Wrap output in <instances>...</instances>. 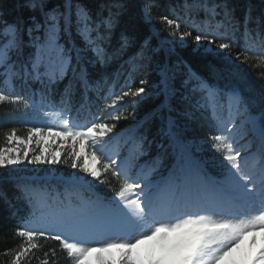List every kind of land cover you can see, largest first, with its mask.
I'll return each mask as SVG.
<instances>
[{
    "label": "trees",
    "instance_id": "16d2710c",
    "mask_svg": "<svg viewBox=\"0 0 264 264\" xmlns=\"http://www.w3.org/2000/svg\"><path fill=\"white\" fill-rule=\"evenodd\" d=\"M227 2L232 12V27L221 28L220 32L236 41L231 55L216 47L220 42L227 43V40L215 43H197L194 40L198 30L215 31L222 20L221 16L207 20L205 13L197 10L196 0H73L74 6L79 3L87 9L94 21L110 13L114 15V26L102 44L106 52L105 61L96 62L93 53L88 51L89 62L77 67L76 53L73 52L71 68L74 71L68 70L62 79L49 83L46 76L36 79L25 74V62L31 48L26 47L20 57L13 55L15 70L20 76L6 81L4 69L0 66V91L21 99L15 104L0 103V144H4L5 133L12 129H16L17 135L27 137L28 130L33 128L25 119L28 111L46 109L69 117L79 126L90 127L92 123L100 122L115 124L113 132L104 137L107 143L103 145V154L118 166L129 168L133 176L146 174L148 188L145 191L151 192L153 197L161 191L178 189L191 162L206 178L218 183L224 180L227 161L224 153L214 147L212 137L223 134L218 128L228 118L217 117L214 111L226 113L234 110V105L241 109L245 134L242 138L234 136L239 145L250 143L255 154H260L262 141L251 116L255 117L261 130L264 127L261 47L257 41L251 45L250 51H243L246 19L253 36L256 32L264 35V0ZM64 3L65 0H47V8L60 6L63 10ZM146 10L149 17L145 15ZM31 16L42 19L39 11L24 7V0H0V23L22 20L30 24ZM162 17L173 20L174 25L170 27ZM175 24H179L178 30ZM182 33H191L184 37V46L172 47L166 42L168 38H180ZM24 38L28 39L27 36ZM73 39L79 49L84 48V42L74 28ZM61 43L65 41L61 40ZM122 44H125L123 48ZM208 46L210 50L206 49ZM237 54L239 59H236ZM244 55H248V62H244ZM254 64L258 66L254 67ZM80 68L86 69V81L80 79ZM192 74L203 81L207 89L200 87ZM165 80L169 88H174V94L167 97ZM141 81H144L143 85ZM128 86L133 90L144 87L145 92L140 97H126L115 109H106L110 97L127 91ZM207 90L214 92L216 99L211 106H202L200 102L207 99ZM40 97L41 103H38ZM234 97L239 98L238 104ZM117 115H121V119L113 118ZM66 156L67 153L62 152L61 160ZM63 167L68 172L72 171L70 173L79 171L68 164ZM105 177L106 183L93 180L91 184L82 186L65 180H30L7 168H0V264H10L12 256L4 255L5 250H15L21 244L22 238L16 233L23 221L40 214L45 203L40 198L41 191L47 194L49 201L65 202L62 208L65 213L66 203L70 214L76 208L99 211L108 206L112 214L117 205L121 207L112 200L118 198L116 193L123 177L118 180L111 173ZM129 182H139L142 186L145 183L144 180ZM49 234L55 235L56 232ZM37 242L44 247L35 252L36 257L43 259V252H49V264H74L61 250L58 241ZM49 249H55L54 257ZM21 264L39 262L35 258H25Z\"/></svg>",
    "mask_w": 264,
    "mask_h": 264
},
{
    "label": "snow or ice",
    "instance_id": "6c2138e0",
    "mask_svg": "<svg viewBox=\"0 0 264 264\" xmlns=\"http://www.w3.org/2000/svg\"><path fill=\"white\" fill-rule=\"evenodd\" d=\"M24 7L33 12L39 11L42 19L37 20L35 16H31L30 24L22 20L0 23V66L4 69L6 81L7 78L20 76L15 70L16 61L12 57L22 56L26 47L32 51L25 62V74L36 79L46 76L49 83L62 79L68 70L74 71L71 68L73 52L76 53L77 67L89 62L88 51L93 53L96 62L105 61L106 52L102 44L114 26L115 17L112 13L94 21L90 12L79 3L74 6L73 0H65L63 10L60 6L48 9L47 0H24ZM196 8L203 11L209 21L217 16H221L222 20L215 31L198 30L194 40L197 43L227 40V43L220 42L216 47L231 55V48L236 41L220 32L221 28L226 30L227 27H232L233 17L227 0H196ZM162 20L170 27L175 23L167 17H162ZM247 23L246 19L243 51L247 53L251 50V45L258 41L261 47L259 57L264 61V35L256 32L253 36ZM73 28L84 42L83 49L75 44ZM175 28L178 30L179 24H175ZM190 35L191 33H182L181 39ZM25 36L28 37L27 40ZM61 40L65 43H61ZM239 58L240 55L237 54L236 59ZM248 60V55H244V62ZM192 75L203 86L204 82L195 77V74ZM79 76L81 81L87 80L85 68H80ZM140 83L143 85L144 81ZM165 85L166 97L174 94V88L168 87L167 80ZM207 91L209 102H214L215 93ZM144 92V87L133 90L128 86L127 91L113 94L105 108L115 109L126 97H140ZM20 99L19 96L12 97L0 91V103L7 101L15 104ZM234 99L238 104L239 98ZM121 115L113 118L119 120ZM63 123L65 131H54L52 127H33L28 130L26 138L18 136L16 129L5 133V142L0 144V168L23 164L25 160L30 164L64 163L73 169L82 170L101 183L108 182L105 174L111 173L118 180L123 177L116 193L123 206L117 205L112 217L105 224L89 228L68 220L48 222L25 219L16 233L22 238L21 244L15 250H5L4 255L12 256L10 264H21L25 258H35L39 264H49V252H43V259L34 255L44 247L37 242L39 240H44L45 243L49 240L58 241L61 250L66 252L74 264H83L85 256L93 252L97 253L99 264H219L221 261H225V264H236L230 258L240 248L244 238L251 236L250 243L255 244L256 233H264V147L261 148L258 158H250L247 154L242 156V148L227 125L218 128L223 134L212 137L215 141L214 147L224 153L227 161L224 180L219 182L217 194L210 203L196 205L195 211H192L188 205L181 207L153 197L151 192L145 191L148 188L146 174L133 176L129 168L118 166L114 160L103 154V145L107 143L104 137L113 132L115 124L100 122L92 123L90 127H70L68 120ZM76 128L79 130H75ZM45 133L52 137H70L71 143L65 141L67 148L58 150H51L52 146L48 145L47 148H40L38 154H33L28 159L29 153L35 152L28 145L35 138V145L39 146ZM261 137L264 141V127ZM64 151L67 152V157L61 160V152ZM140 180L145 181L143 186L139 182H129ZM236 202L242 205L243 212L225 211ZM214 215H229L232 218L215 219ZM53 231L56 234L50 235ZM88 243L98 246L86 247L85 244ZM113 250L116 255L112 261H105L99 255L111 253ZM49 251L53 257L56 255L55 249ZM252 264H264V244L252 257Z\"/></svg>",
    "mask_w": 264,
    "mask_h": 264
},
{
    "label": "rangeland",
    "instance_id": "374dc122",
    "mask_svg": "<svg viewBox=\"0 0 264 264\" xmlns=\"http://www.w3.org/2000/svg\"><path fill=\"white\" fill-rule=\"evenodd\" d=\"M145 15L149 17L147 10L145 11ZM166 42L170 43L172 47L177 46H184L185 42L184 39L182 40L180 38H168L166 39ZM201 45V44H199ZM207 50H210L211 47H206ZM162 73V71H161ZM203 89H207V85L204 83L203 86H200ZM206 97H208V91L206 92ZM42 97L38 99V103H41ZM216 99V98H215ZM202 106L209 105L211 106L212 103L209 102L208 98L203 99V101L200 102ZM34 104V101L32 102ZM41 107V105H39ZM217 117H226L224 122H222V126L227 125L229 129L232 131L233 135H237L238 138H242L245 134V127H244V119H243V112L237 105H234V110H228L226 113H220L218 111H214ZM26 121H29L32 125V127H38V128H47L52 127L54 131H65L64 127V120H68L69 126H79L78 124H74L72 120L69 117H62L58 115L57 113L51 112L46 109H41L40 111H28V114L25 117ZM251 120L253 121L255 130L259 134V138L262 141L261 137V128L257 125L255 121V117L251 116ZM72 123V124H71ZM79 130V129H78ZM19 136V135H18ZM22 137V136H21ZM26 138V137H24ZM35 138L33 139V142L28 145L29 148H32L35 150V152H30L28 159H31V156L33 154H38L40 148H47L48 145L52 146L51 150H58L61 148H67V144L65 141H67L68 144L71 143V138L68 137H52L48 136L45 133L44 140L42 143L37 146L34 142ZM242 148V152L247 154L250 158H258L260 154H254L253 151L250 149V143L246 142L244 144H240ZM261 147H264V141L261 142ZM77 148L79 149V145H77ZM66 152V151H65ZM67 153V152H66ZM62 154V152H61ZM67 157V156H66ZM61 164V165H59ZM65 164L64 163H57V164H51V163H40V164H30L25 160L23 164L14 165L7 167L8 170L11 172L20 175L23 178L30 179V180H65L66 182L74 183L75 185H82L87 186L92 183L93 180H97L94 177H91L89 174L83 172L79 169L76 173H70L72 171H66L64 169ZM223 180H220V182ZM218 182L216 180L206 178L202 173L199 172V167L195 165L194 163L191 164L184 173L183 181L178 186V189H173L169 191H161L155 194V197H158L161 201L173 204V205H179L183 207L184 205H188L191 207L192 211H195L196 205L201 204H207L210 203L213 198L217 194V186ZM71 197V195H70ZM40 198L45 201V203L42 205V208L40 210V214L34 218L37 221H57V220H68L76 225L89 228L94 227L98 225H103L106 222L110 220L112 217L111 214V207H105L104 210L99 211H90L91 209H74L75 212L73 214L68 213L69 205L66 203V213L62 211V208L64 207L65 202L58 201L56 199L52 200L47 196V194H43V192H40ZM112 201L117 202L122 205V203L119 200V197ZM123 206V205H122ZM121 206V207H122ZM227 212L237 213V212H243L244 208L239 202H236L233 204V206L229 209H226ZM91 214H94L93 217H90ZM200 214H210V213H200ZM253 215L256 213H252ZM215 219H230L232 218L229 215H214ZM82 219L81 222L76 223L74 220ZM256 243L252 244L251 236H246L244 240L241 243L240 248L234 251L232 254V257L230 259H234L236 261V264H252V257L258 253V250L260 249L261 245L264 244V233H256L255 235ZM86 247H96L98 246L95 243H88L85 244ZM246 250H249L248 253H246ZM99 255L105 260L110 261L115 259V250H113L111 253H99ZM97 253L93 252L90 254H87L84 258L83 264H99V262L96 259ZM219 264H225V261L219 262Z\"/></svg>",
    "mask_w": 264,
    "mask_h": 264
}]
</instances>
